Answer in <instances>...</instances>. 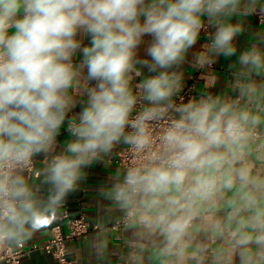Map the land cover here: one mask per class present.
<instances>
[{
	"label": "clouds",
	"instance_id": "1",
	"mask_svg": "<svg viewBox=\"0 0 264 264\" xmlns=\"http://www.w3.org/2000/svg\"><path fill=\"white\" fill-rule=\"evenodd\" d=\"M258 11L256 0H0V243L52 223L83 170L123 144L134 162L103 194L160 238L166 264H264V108L175 100L201 30L214 29L201 64L231 57L243 31L231 18ZM238 60L264 70L257 48ZM239 89L264 99L251 80ZM36 157L46 202L27 179Z\"/></svg>",
	"mask_w": 264,
	"mask_h": 264
},
{
	"label": "crops",
	"instance_id": "2",
	"mask_svg": "<svg viewBox=\"0 0 264 264\" xmlns=\"http://www.w3.org/2000/svg\"><path fill=\"white\" fill-rule=\"evenodd\" d=\"M256 7L260 11L264 10V0H256ZM260 11L255 14L231 18V23H239L243 29L234 40L237 51L231 57L217 56L214 58V62L201 64L198 59L199 54L205 51L210 43L209 36L201 30L197 43L188 50L184 63L178 69L182 73V84L190 83L195 78L198 79L196 93L190 99L210 94L238 100L241 105H247L253 109L264 108V99L253 103L252 98L239 89L240 84L251 80L257 88L256 95L259 96L264 93V70H249V68L241 65L238 60L242 52L251 48H257L264 52V26L258 17ZM213 31V28L208 27L209 34ZM140 56H144L143 51L140 52ZM139 79L141 78L134 79L133 84L138 83ZM73 114L69 113V118ZM261 115L264 116V112H261ZM257 131L263 134L262 137L258 138V143H264V125ZM69 136L70 134L65 127L57 137L54 154L63 151ZM125 146L127 145H116L110 155L83 170V179L78 182L76 190L69 193L62 202L52 223L38 231H33L30 235L22 236L12 243L15 244L18 241H24L26 244L43 243L50 237L51 229L55 225H61L64 231H67L65 212H68L71 217H78L84 213L91 223L102 225L104 230L91 232L82 239L68 243V254L73 264H166V258L160 254V238L156 235L146 234L138 224L137 219L122 229L113 228L126 216L128 210L103 193L110 191L112 182L120 179L124 173L118 164V158ZM258 154L252 155L251 163L259 169L261 162L256 159ZM35 159L41 170V175L39 177L27 175V179L30 185L38 189V198L42 202H46L49 186L43 183V171L47 159L45 157H36ZM199 238L204 239L203 236ZM218 243V241H212V248L218 246ZM23 264L58 263L52 255L43 251H36L27 256ZM187 264H194V262L188 261ZM206 264H210V261H206Z\"/></svg>",
	"mask_w": 264,
	"mask_h": 264
},
{
	"label": "built area",
	"instance_id": "3",
	"mask_svg": "<svg viewBox=\"0 0 264 264\" xmlns=\"http://www.w3.org/2000/svg\"><path fill=\"white\" fill-rule=\"evenodd\" d=\"M259 21L264 26V10L258 13ZM207 36H209L208 27L202 29ZM198 79L195 78L190 83L182 84L180 93L175 98L177 103H186L196 93V84ZM257 136L262 137L259 131ZM134 156L127 146L119 153L118 164L125 171V169L134 162ZM29 177H39L41 170L34 159L33 166L27 173ZM64 218L67 222V231L65 232L61 225H55L51 229V235L47 241L43 243L26 244L24 241H18L15 244L12 242L0 243V264H23L24 259L36 251H43L52 255L58 264H73V261L68 254V243L73 240H78L86 237L91 232L103 231L104 227L100 224L91 223L84 213L78 217H71L68 212L64 213ZM136 220L133 213L127 212L126 216L120 220L113 228L122 229L129 226Z\"/></svg>",
	"mask_w": 264,
	"mask_h": 264
}]
</instances>
